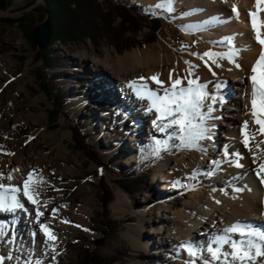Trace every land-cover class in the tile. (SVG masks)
<instances>
[{
  "label": "bare ground",
  "instance_id": "1",
  "mask_svg": "<svg viewBox=\"0 0 264 264\" xmlns=\"http://www.w3.org/2000/svg\"><path fill=\"white\" fill-rule=\"evenodd\" d=\"M136 1L147 11L164 18L173 31H178L183 44L173 40L165 29L161 39L166 46L159 42L115 57L106 52L104 58L85 51L78 53L71 65L85 71V64L91 61L90 72L101 73V68L105 72L106 75L101 73L103 83L114 91L113 100L123 101L117 104V109L102 108L105 117L116 110L117 118L134 121L140 128L148 122L142 130L143 137L139 138L129 136V132L116 126H108L103 119L100 122L103 128L97 136L111 150L118 147L116 144L128 141L122 165L131 168L149 164L154 170L151 183L162 184L161 194L148 195L142 202H136L147 206L131 207V201L122 192L116 193L111 204L115 215L129 213L136 218L121 235L133 250L147 255L146 261L128 264H191L193 261L204 264L205 260L210 264H233L230 255L227 260L223 256L224 252L232 251L231 241L252 239L264 247V241L256 237L225 231L237 223L264 231V184L256 175L258 164L264 162V143H261L264 135L256 132L259 125L250 115V95H245L246 90L251 92L247 76L260 53L247 14L249 10L255 11V0H173L171 12L166 7H157L165 0ZM233 4L239 10V19L232 12ZM260 15L264 18V12ZM225 37H233L234 45L241 49L236 58L240 68L226 58H217L212 63L204 56L208 51L228 53L230 46ZM16 67L9 54H0V98L8 97V105L0 106V149L4 150L0 155L3 174L0 184L19 187L21 191L17 195L24 204L23 209L14 212L0 211V264H50L63 243L75 235L76 228L82 227L90 233L94 194L80 184L81 162L62 142L69 133L62 131V137L46 133V125L39 121L41 109L37 104L43 95L30 97L25 90L26 81L17 79L19 76H15L17 86H8ZM27 71L28 68L20 77ZM72 73L79 75L78 70ZM170 73L173 80H182L181 86H187L184 77L198 79L206 85L209 99L205 100L202 111L207 112L209 106L213 111L205 121L209 129L206 138L199 140L197 147H184L177 137L169 139L173 131L178 133V126L163 133L158 131L153 125L156 113L147 111L149 102L139 99L127 86L130 81L144 77L155 90L159 86L148 78L158 74L163 86L170 87ZM77 83L83 88L79 95L82 98L89 88L81 77ZM115 84L121 89L117 91ZM217 84L225 86L217 90ZM219 95L223 96V103L219 99L213 103L211 97ZM91 116L89 113L88 119ZM245 120L249 122V136L255 133L248 147L241 135ZM213 136L218 137V143L212 144ZM156 140H168V147L161 148L159 155L155 154ZM70 158L73 163L67 162ZM237 160L243 167L235 166ZM29 173L36 182L33 195L38 204L35 205L23 196V181ZM9 175L11 180L7 179ZM37 208L43 213L38 220ZM41 224L48 226L56 236L55 241L47 238ZM219 238H226L229 243L221 245L217 242ZM189 244L197 252L195 257L187 251ZM209 245L221 247L219 260H212L207 251ZM248 264H264V257Z\"/></svg>",
  "mask_w": 264,
  "mask_h": 264
},
{
  "label": "rangeland",
  "instance_id": "2",
  "mask_svg": "<svg viewBox=\"0 0 264 264\" xmlns=\"http://www.w3.org/2000/svg\"><path fill=\"white\" fill-rule=\"evenodd\" d=\"M116 1L136 5L143 10L145 15H149L151 19L155 18L157 21H153L150 25L147 21L140 22L142 26L140 30L124 33L123 39L120 41L121 44L117 46L113 44L111 37L99 40L92 36L84 39L54 41V44L47 45L45 48L53 51L55 55L57 54L59 61L54 68L49 69L41 64L43 57L47 56L48 52L45 51L46 49L38 50L27 37V33L44 20L40 19L41 11L38 10L41 0H0V2H3L2 10H0V54L6 52L17 65L15 71L11 73L12 81L9 82L8 86L10 88L17 86L18 83L16 84L14 81L24 79L26 81L25 90L30 97L43 95L37 104L41 109V116L38 117L39 121L46 125V133H57L60 137H62V131L69 133V136L64 137L62 142L81 162L80 170L82 176L80 184L94 194L92 215L89 219L88 228L90 233L93 235L98 234V237H92L82 227L76 228L75 235L63 243L50 264H89L91 261L88 257H85L86 250L101 258L116 256L119 262L115 264H128L137 260H147V255L144 251L133 250L121 235L129 224H133L136 221V218L129 213L123 216L115 215L111 209V204L115 201L116 193L122 192L131 201V207L140 208L147 206L144 202H136H142L148 195L161 194L162 184L158 182L157 184L151 183L150 179L154 170L149 164L143 167L135 165L131 168H126L122 165L126 156L125 148L126 146L128 147V141L126 144H116L118 147L111 150L97 136L98 131L103 128L100 126V122L103 119L107 120L108 126H116L122 129L121 131L129 132V136L133 134L139 138L143 137L144 132L142 130L148 126V122L142 123L140 128L134 121H125L122 118H117L116 110L105 117L102 108L112 107L117 109V104L123 103L121 100L114 101V91L108 84V87L104 85L102 74L106 75L105 72H102V68L99 71L102 74L90 72L92 68L91 61L85 64V71H82V68L79 70L80 68L71 67V65L75 61V56L85 51L87 54H95L94 56L99 55L104 58L106 52L115 57L116 55L123 56L125 53L133 51V49L156 45L159 42L161 45L166 46V43L164 44L161 39L165 29L172 34L173 40L181 45L183 42L178 31L175 29L173 31L164 18L147 11L141 3L136 0ZM98 2L100 3L101 0H98ZM26 14L32 16L34 25L29 20L25 21L24 31L19 22ZM120 22L121 19L116 18L113 21V26L118 27ZM149 26H151L150 29ZM129 38L133 40L130 41ZM130 45L132 46L130 47ZM26 68H28L27 74L20 77ZM73 70H78L79 75L76 76L74 73L71 75L70 72ZM15 76L19 77L15 79ZM93 76H95V79L91 80ZM79 77L87 83L89 88L82 98H79V95L83 92V88L77 83ZM113 81L111 80V82ZM115 88L117 91L121 89L119 84H115ZM14 90L12 89V91ZM56 91L64 94L66 107L60 111L55 118L56 120H54L50 117L49 112L52 110V104L56 102L53 99ZM7 105L8 97L3 96L0 98V106L4 107ZM89 113L93 114L90 119H88ZM77 126L86 137L84 145L74 140V127ZM139 128L141 129L140 132L138 131ZM211 141L212 144L218 143V137L213 136ZM92 152L98 156L99 160L97 159L96 162L93 160ZM3 153L4 150L0 149L1 156ZM114 156L116 158L110 164V159ZM67 162L73 163V159L70 158ZM133 171L139 174V178L144 181V184L137 186L134 193L128 195L119 188L116 180L120 176H126ZM167 171L168 168L165 169V172ZM75 187H78V185H75ZM102 188L109 190L111 193V201L105 207L99 201L101 197L104 198V195H101L100 192ZM111 222H115V225H112Z\"/></svg>",
  "mask_w": 264,
  "mask_h": 264
},
{
  "label": "snow or ice",
  "instance_id": "3",
  "mask_svg": "<svg viewBox=\"0 0 264 264\" xmlns=\"http://www.w3.org/2000/svg\"><path fill=\"white\" fill-rule=\"evenodd\" d=\"M173 0H165V3L158 4L157 7H166V10L173 11ZM255 11L249 10L248 17L251 24V30L254 33V40L260 45V53L258 58L250 69V74L247 76V80L251 84V92L245 91V95H250V115L253 118V122L259 125L256 132L264 135V18L261 17V13L264 12V0H255L253 5ZM232 12L235 14V18L239 19L240 13L236 4L232 6ZM225 41L230 46L228 53H213L211 51L205 52L204 56L209 57L212 63H216V59H228L230 63H233L236 68H240L241 65L236 62V58L239 56L241 49L237 48L233 43V37H225ZM247 50V49H244ZM207 63V62H206ZM220 65L217 64V67ZM192 73L189 72V76ZM215 75V73H213ZM148 79L152 80L159 87L153 90L144 77H141L139 81H130L128 87L135 93V95L141 100H147L148 112H155L156 119L153 120V125L160 132H166L174 126H178V133L173 131L169 135V139L177 137L181 145L184 147H197V142L206 138V134L209 129L205 127V121L210 118V113L213 111L211 106L208 107L207 112L202 111L204 108V102L209 99V94L206 91V85L200 84L198 79L187 80V86H181L182 80L180 78L172 79L171 73L169 74V80L171 81L170 87H164V82L159 79L158 74ZM225 85L217 84V90L221 89ZM162 92L163 95L159 93ZM219 99L223 103L224 98L222 95L212 96L211 100L215 103ZM247 108V105L245 106ZM249 122L245 120L243 127L241 128V135L243 136V143L245 147H248L249 140L255 139V133L249 136L248 133ZM264 143V141H261ZM155 154L159 155L161 148L168 147V140H156ZM238 155V154H237ZM255 162V161H254ZM236 167H243L237 160ZM3 174L0 173V176ZM256 175L264 184V162L258 164L256 169ZM8 180L12 179V176L7 177ZM36 183L33 180V174L29 173L27 179L23 181V196L27 198L32 204H38L37 199L34 198L33 193L36 191L33 184ZM243 189H236V191H242ZM21 189L14 186H6L0 184V211L14 212L16 209H23L24 204L20 202L18 193ZM219 203V201H217ZM43 213L37 208L36 217L37 220ZM67 222V221H65ZM45 235L50 241H55L56 236L49 230L46 224L40 225ZM229 233H239L241 236L256 237L260 241H264V231H259L241 225L240 223L234 224L225 230ZM223 245L229 243L226 238H219L217 241ZM232 251L224 252L223 256L227 260L228 256H231L233 264L239 262V264H248L249 261L255 262L257 258L264 257V247L260 243H255L252 239L231 241ZM187 251L190 256L195 257L197 255L196 250L189 244L187 245ZM213 261L219 260L221 257V247L213 248L211 245L207 248ZM194 264V261L191 262ZM204 264H210L209 260H205Z\"/></svg>",
  "mask_w": 264,
  "mask_h": 264
},
{
  "label": "trees",
  "instance_id": "4",
  "mask_svg": "<svg viewBox=\"0 0 264 264\" xmlns=\"http://www.w3.org/2000/svg\"><path fill=\"white\" fill-rule=\"evenodd\" d=\"M2 7L3 2H0V10H2ZM38 10L41 11L40 19L43 20L46 16L50 19L51 36L48 42L49 46L58 40H76L77 38L84 39L91 38L92 36L99 40L111 37L113 44L117 46L121 44L120 41L123 39L124 33L140 30L142 27L140 22L147 21L150 25L153 21H157L155 18L151 19V16L145 15L140 7L124 2H117L116 0H101L100 3L98 0H41ZM116 18L121 19L118 27L113 26V21ZM28 20L34 25L32 16L26 14L19 22L22 29L24 28L25 21ZM150 28L151 26H149ZM23 30L25 31V29ZM32 31L33 29L27 33L29 41L31 40L30 34ZM129 40L132 41L133 39L129 38ZM45 49L48 53L41 60V64L46 68L52 69L58 63L59 58H57V54L55 55L53 51ZM38 54L40 55L39 52ZM53 99L56 102L52 104V110H50L49 115L52 119L56 120L55 118L60 111L66 107V102H64V94L59 93V91L54 93ZM73 133L75 142L77 141L84 145L86 137L80 132L78 126L74 127ZM92 157L94 162H96L98 159L97 154L92 152ZM115 158L114 156L110 159V164ZM116 184L125 193L131 195L137 186L144 184V181L139 178V174L133 171L126 176H120L116 180ZM100 192L101 195H104V198L101 197L99 201L105 207L111 201V193L105 188H102ZM111 224L115 225V222H111ZM109 232L112 233L110 230ZM85 257H88L91 261L89 264H115L119 262L116 256L101 258L100 256L93 255L88 250L85 251Z\"/></svg>",
  "mask_w": 264,
  "mask_h": 264
},
{
  "label": "water",
  "instance_id": "5",
  "mask_svg": "<svg viewBox=\"0 0 264 264\" xmlns=\"http://www.w3.org/2000/svg\"><path fill=\"white\" fill-rule=\"evenodd\" d=\"M51 36V25L48 16L38 25H36L31 33V41L38 50H43L49 42Z\"/></svg>",
  "mask_w": 264,
  "mask_h": 264
}]
</instances>
